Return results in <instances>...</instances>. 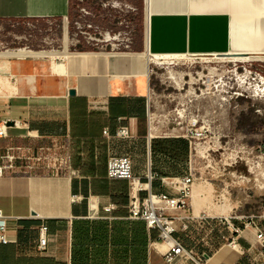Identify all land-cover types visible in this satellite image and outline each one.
Returning <instances> with one entry per match:
<instances>
[{
    "label": "crops",
    "instance_id": "0c3cea01",
    "mask_svg": "<svg viewBox=\"0 0 264 264\" xmlns=\"http://www.w3.org/2000/svg\"><path fill=\"white\" fill-rule=\"evenodd\" d=\"M118 1L136 3L145 13V0ZM72 4L0 0V20L62 19ZM153 6L151 46L145 14V42L138 38L132 52L95 51L86 44L0 50V121L21 122L0 139V157L45 145L72 160L70 173L36 170L0 177V211L9 218L12 240L0 243V264H167L159 230L131 216L129 182L107 177L111 156L129 157L142 202L150 193L177 197L166 183L191 169L189 140L151 132L145 52L264 54V0H156ZM123 126L130 137L112 138ZM217 196L212 183L194 184L189 209L166 212L180 218L174 238L195 256L209 255L208 264H246L249 256L243 252L252 249V256L259 248L256 231L243 230L235 238L237 247L230 246L232 227L220 219L234 210L217 204ZM202 216L204 229L196 223ZM43 225L47 243L40 254Z\"/></svg>",
    "mask_w": 264,
    "mask_h": 264
},
{
    "label": "rangeland",
    "instance_id": "374dc122",
    "mask_svg": "<svg viewBox=\"0 0 264 264\" xmlns=\"http://www.w3.org/2000/svg\"><path fill=\"white\" fill-rule=\"evenodd\" d=\"M130 4L138 10L133 17L134 47L140 37L145 42L147 12ZM81 7L101 10L97 0H73L65 45L75 38L80 40L76 46L86 44L74 25ZM95 21L110 28L105 19ZM66 24L63 19L0 20V50L59 49ZM229 56L237 55L198 52L164 61L145 52L151 132L189 140L196 183H212L217 204L233 209L232 216H258L264 227V54H243L249 57L244 61ZM191 130L201 137L192 138Z\"/></svg>",
    "mask_w": 264,
    "mask_h": 264
},
{
    "label": "built area",
    "instance_id": "2783aa9c",
    "mask_svg": "<svg viewBox=\"0 0 264 264\" xmlns=\"http://www.w3.org/2000/svg\"><path fill=\"white\" fill-rule=\"evenodd\" d=\"M83 2V0H80ZM97 5L101 7L100 12L95 13L86 7H81L79 17L75 20L76 35L81 37L87 44L94 46L95 51L102 52H132L133 51V17L138 10L132 4L118 0H97ZM102 18L107 20L110 28H102L96 24V19ZM63 23H67L63 28V44L69 36V21L68 16L62 18ZM111 26L113 28H111ZM73 44L80 43V40L75 38ZM10 122L14 127H20L19 120L4 119L0 121V139L8 138V130L11 127ZM191 130V134H193ZM104 135L111 138L108 130H104ZM130 137L129 128L126 126L120 127L112 138L127 139ZM201 137L200 132H195L192 138ZM7 153L0 157V177L8 174L19 172L31 173L36 170H44L52 175H61L72 172V160L70 154H60L53 147L39 146L31 153ZM107 177L111 180H125L130 184L131 196L134 199L131 208V216L136 219L143 220L148 228L159 230L161 243L167 245L163 252L164 260L167 264H184L191 261L193 264H208L210 256L201 254L195 256L191 251L187 250L179 240L174 238L177 231L176 217L167 215L170 210L189 209V200L191 199L192 188L196 183L195 175L190 169L189 174L185 177L175 178L168 181L166 184L171 186L178 193L177 197H169L168 195L152 194L142 202L138 201L136 192L140 190L141 184L133 175V164L129 157L111 156L107 162ZM109 211V210H108ZM8 217L0 211V243L8 244L12 242L8 235L7 221ZM197 226L204 229L206 225V217H198ZM258 216H230L220 219L224 224L232 227L234 234L229 245L233 248L237 247L235 240L236 236L240 235L243 230L254 229L256 231L259 248L256 255H250L252 249L243 252L248 255L246 264H264V227L258 222ZM234 220L240 221L241 226L234 224ZM184 230L189 229V224L182 226ZM47 226L43 225L40 229L39 244L37 252L43 253L46 251Z\"/></svg>",
    "mask_w": 264,
    "mask_h": 264
},
{
    "label": "bare ground",
    "instance_id": "6f19581e",
    "mask_svg": "<svg viewBox=\"0 0 264 264\" xmlns=\"http://www.w3.org/2000/svg\"><path fill=\"white\" fill-rule=\"evenodd\" d=\"M146 1V12H147V43L148 45L150 44L151 46V43H152V35H153V25H154V21L156 20L155 18V15L153 14V11L155 9V7L153 6L156 2H154V4L152 3L153 0H145ZM157 4V3H156ZM153 7V9H152ZM155 12V11H154ZM169 12V11H168ZM175 12V11H173ZM185 12V11H184ZM167 13V12H166ZM69 40V39H68ZM65 44V43H64ZM67 49V48H66ZM148 50V54L149 56H152L153 58H162L164 59V61H167V60H171V59H178V58H184V54H180V53H164V54H159L157 52H153L152 53ZM21 52H23L22 50H20V55H21ZM54 52V51H53ZM44 55V54H43ZM61 55V54H60ZM131 55V54H130ZM137 55V54H136ZM3 56V55H2ZM8 56V55H7ZM19 56V55H18ZM127 56V55H126ZM134 56V55H133ZM225 56H228V55H225ZM137 57V56H136ZM230 59H233V60H240V61H244V60H247L249 57L247 56H241V55H237V56H229ZM59 58V57H58ZM53 59V58H52ZM149 59V58H148ZM149 61V60H148ZM162 61V60H161ZM148 63V62H147ZM157 63V62H156ZM168 63V62H167ZM148 76V75H147ZM252 167V166H251ZM229 208V207H228ZM229 210V209H228ZM167 248V245H163V249H166Z\"/></svg>",
    "mask_w": 264,
    "mask_h": 264
},
{
    "label": "water",
    "instance_id": "95a60500",
    "mask_svg": "<svg viewBox=\"0 0 264 264\" xmlns=\"http://www.w3.org/2000/svg\"><path fill=\"white\" fill-rule=\"evenodd\" d=\"M221 57H227V56H225V55H221ZM71 94L73 95L74 92L72 91ZM10 126H11V127L13 126V123H12V122H10Z\"/></svg>",
    "mask_w": 264,
    "mask_h": 264
}]
</instances>
